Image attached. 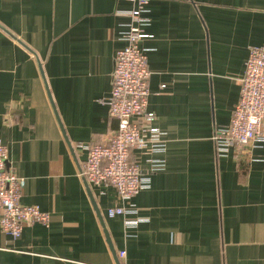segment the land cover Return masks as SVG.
<instances>
[{"label":"crops","instance_id":"crops-1","mask_svg":"<svg viewBox=\"0 0 264 264\" xmlns=\"http://www.w3.org/2000/svg\"><path fill=\"white\" fill-rule=\"evenodd\" d=\"M133 8L0 0V140L27 181L21 204L51 215L18 239L0 227V264H116L105 230L127 252L121 264H264V142L218 157L213 139L230 125L250 49L264 48V0H150L149 110L167 148L131 153L152 183L131 201L128 218L142 222L109 217L116 189L81 177V146L118 128L107 102ZM154 159L165 167L151 174Z\"/></svg>","mask_w":264,"mask_h":264},{"label":"built area","instance_id":"built-area-1","mask_svg":"<svg viewBox=\"0 0 264 264\" xmlns=\"http://www.w3.org/2000/svg\"><path fill=\"white\" fill-rule=\"evenodd\" d=\"M131 11L122 13L130 18L123 35L124 48L116 53L113 89L108 100L109 115L118 123L117 130L105 144L82 145L87 160L80 173L89 184L116 189L121 205L108 210V216L124 217L126 228L137 227V217L131 201L151 188V178L132 160L135 150L152 154L165 153L167 133L156 125V115L149 110L150 78L148 50L142 48L151 22L146 16L150 0H130ZM164 88V87H163ZM216 155H227L232 149L250 147L264 142V48L252 47L241 81L240 100L230 125L214 133ZM8 148L0 140V227L3 233L18 239L27 227L48 226L51 215L38 206L22 205L26 178L7 168ZM150 173L162 171L165 161L150 160ZM127 252L121 250L119 261Z\"/></svg>","mask_w":264,"mask_h":264},{"label":"water","instance_id":"water-1","mask_svg":"<svg viewBox=\"0 0 264 264\" xmlns=\"http://www.w3.org/2000/svg\"><path fill=\"white\" fill-rule=\"evenodd\" d=\"M85 183H86L87 186H89V184H88L87 181H85ZM90 195L92 196L91 192H90ZM95 206H96V205H95ZM97 210H98V209H97ZM100 219H101V222H102V224H103V220H102V217H101V216H100ZM105 233H106V237H107V239H108V242H109V244H110V246H111V248H112V251L114 252L115 259H116V264H121V262H120L119 259H118L117 254L115 253L114 248L112 247V243H111V240H110V238H109V234H108V232H107L106 230H105Z\"/></svg>","mask_w":264,"mask_h":264}]
</instances>
